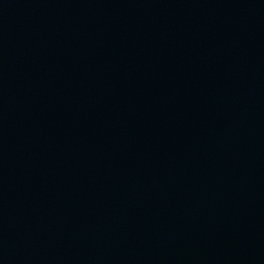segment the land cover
Segmentation results:
<instances>
[{
	"label": "water",
	"instance_id": "1",
	"mask_svg": "<svg viewBox=\"0 0 264 264\" xmlns=\"http://www.w3.org/2000/svg\"><path fill=\"white\" fill-rule=\"evenodd\" d=\"M0 264H264V0H0Z\"/></svg>",
	"mask_w": 264,
	"mask_h": 264
}]
</instances>
